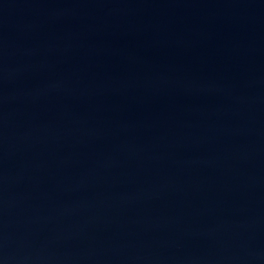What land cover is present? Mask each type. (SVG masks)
I'll list each match as a JSON object with an SVG mask.
<instances>
[{
	"label": "water",
	"instance_id": "water-1",
	"mask_svg": "<svg viewBox=\"0 0 264 264\" xmlns=\"http://www.w3.org/2000/svg\"><path fill=\"white\" fill-rule=\"evenodd\" d=\"M0 264H264V0H0Z\"/></svg>",
	"mask_w": 264,
	"mask_h": 264
}]
</instances>
